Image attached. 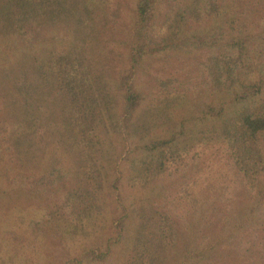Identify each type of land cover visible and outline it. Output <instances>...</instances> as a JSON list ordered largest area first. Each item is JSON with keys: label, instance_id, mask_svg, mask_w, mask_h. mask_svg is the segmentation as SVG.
<instances>
[{"label": "trees", "instance_id": "obj_1", "mask_svg": "<svg viewBox=\"0 0 264 264\" xmlns=\"http://www.w3.org/2000/svg\"><path fill=\"white\" fill-rule=\"evenodd\" d=\"M192 1L203 5L190 3L185 12L203 15L204 8L210 15L219 6L216 0ZM113 2L0 0V168L10 151L27 173L25 190L37 197L41 214L72 236L92 231L94 218L113 208L103 245L85 247L78 261L107 259L133 226L125 264H159L174 224L168 211L148 203L145 191L156 188L192 139L218 141L248 185L247 207L230 220L244 225L264 213L258 212L264 206V57L257 61L252 53L264 30L238 32L217 22L211 32L187 33L181 10L169 29L152 34L159 0H134L123 49H113L107 36L118 14ZM43 27L64 28L70 39L37 49ZM189 35L213 49L206 73L217 96L186 116L178 109L182 96L174 79L148 92L137 69ZM9 190L0 182V195ZM13 190L23 194L20 187ZM210 248L186 249L181 262L201 260Z\"/></svg>", "mask_w": 264, "mask_h": 264}, {"label": "rangeland", "instance_id": "obj_2", "mask_svg": "<svg viewBox=\"0 0 264 264\" xmlns=\"http://www.w3.org/2000/svg\"><path fill=\"white\" fill-rule=\"evenodd\" d=\"M133 1L114 0L119 7L111 5L118 12L107 35L113 49H123ZM223 3L225 6H220ZM188 4L198 9L203 1L159 0L150 33L169 29L172 18L181 10L185 12ZM216 4L219 6L214 8L218 9L210 15L203 12L204 8L200 9L203 15L185 12L188 18L184 32H211L217 22L238 32L264 30V0H216ZM40 32L39 43L35 42L37 49L64 46L70 39L64 28L43 27ZM195 40L196 37L189 35L183 45L149 55L137 69V81L148 92L155 91L165 79H174L173 87L182 96L178 109L186 116L192 115L190 109L217 96V92L208 88L206 73V59L213 49L199 46ZM252 53L256 59L264 57V37L255 38ZM185 148L186 152L170 172L156 179L153 184L156 188L145 191L148 203L168 211L174 224L173 241L159 264H183L181 259L186 249L206 243H211L213 248L203 259L191 264H264V213L244 225L239 219L230 220L233 214L247 207L249 192L242 173L225 148L215 139L204 138L192 139ZM4 160L0 182L12 190L0 195V264H66L69 260H76L73 264H125L129 260L133 226L113 246L107 259L78 261L85 247L103 245L112 229L113 208L107 206L94 218L92 231L72 236L41 214L37 197L25 190L27 173L15 164L10 151H5ZM14 186L20 187L24 195L14 193ZM258 212H264V206Z\"/></svg>", "mask_w": 264, "mask_h": 264}]
</instances>
